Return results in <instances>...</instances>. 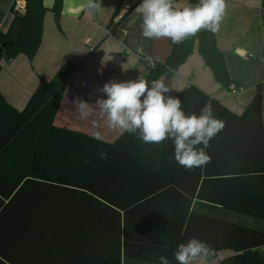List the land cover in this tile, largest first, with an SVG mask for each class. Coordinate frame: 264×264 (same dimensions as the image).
<instances>
[{"label": "trees", "instance_id": "obj_1", "mask_svg": "<svg viewBox=\"0 0 264 264\" xmlns=\"http://www.w3.org/2000/svg\"><path fill=\"white\" fill-rule=\"evenodd\" d=\"M122 1H117L107 24L108 33L117 38L120 21L139 2L124 5ZM188 2L195 5L197 0ZM63 4L64 0L52 2L50 10L56 21ZM261 5L264 7V0ZM46 9L44 0H25V11L13 12L7 29H0V70L2 61L20 54L32 60L40 46ZM195 41L214 79L228 87L230 78L215 33L204 30L181 44L169 41L165 61L150 66L142 79L151 83L175 70L192 53ZM262 50L264 55V44ZM78 66L65 61L51 78L38 75L36 87L21 110L0 92V264H124L126 259L158 264L160 256L176 264L173 253L177 247H173L172 240L175 235L187 237L191 215L175 213L170 207L167 212L171 216L158 219L157 199L160 195L171 196L173 189L129 185L161 176L148 172L149 162L134 153L133 145L123 142L127 133L109 143L53 124L67 82ZM174 96L184 101L183 111L188 106L186 114H192L193 109L199 114L200 105L203 108L207 104L215 118L222 113L234 118L244 127L248 139L257 140V147L251 143L246 146L255 148L252 158H263L262 167L254 169L264 170V81L256 86L240 115L196 86ZM255 176L243 175L242 181H252ZM213 196V203L262 217L264 222V204L262 210H257L224 201L219 193ZM185 220L188 226L180 235ZM209 224L211 235L201 234L197 239L206 242L209 252L231 251L219 264H264V223L262 228H253L213 217L207 227Z\"/></svg>", "mask_w": 264, "mask_h": 264}, {"label": "crops", "instance_id": "obj_2", "mask_svg": "<svg viewBox=\"0 0 264 264\" xmlns=\"http://www.w3.org/2000/svg\"><path fill=\"white\" fill-rule=\"evenodd\" d=\"M117 1L99 0L100 7L90 12L92 19L97 21L102 14H96L104 10V19L97 22L96 28L86 18H82L87 0H64L58 21H52V17L45 11L40 46L32 60L20 54L6 63L5 60L1 63L0 92L4 98L13 107L21 110L36 87L38 75L50 78L63 62L78 63V68L67 82L53 124L85 132L109 143L115 142L121 136L119 129L108 128L105 120L96 111L87 120H81L76 102L84 100L94 108L95 100L104 98L100 90L106 82L142 79L150 68V60L155 64L164 62L170 52L168 39L148 40L141 36V21L135 11L140 0L133 11L120 21L119 38L109 34L107 24ZM134 1L122 2L130 5ZM261 1L225 0V14L219 30L215 32L216 45L224 56L230 83L242 86V91L233 92L214 79L211 69L197 51V41L185 62L175 70L162 74L157 80H163L168 85L171 95L189 86H196L230 112L240 115L255 94L256 86L264 81V13ZM52 2L53 0H44V5L50 8ZM9 3L10 0L7 5ZM188 4V0H181L178 6L173 4V7L182 8ZM5 17L0 20L1 30L7 29L3 28ZM11 18L9 17V23ZM104 25L106 28L103 30ZM99 80L100 84H95L94 81ZM199 108L201 111L202 105ZM192 113L198 114V109H193ZM217 119L223 121L224 127L209 141L206 149L209 162L198 168L186 169L179 165L173 158V145L170 141L145 144L134 134L123 137L124 143L133 145L134 153L149 162L146 170L158 172L161 176L156 180H142L129 185L173 189L171 196L158 197L157 206L160 210H157L156 218L163 220L170 217L167 212L170 207L175 213L186 212L191 215L188 227L191 228L187 237L182 239L173 235V247L201 234L204 237L210 236L211 228L210 224L207 227V221L213 217L229 220V213L242 215L240 220L247 222L249 227H263L262 217L235 212L211 200L215 193H219L224 201L242 203L241 205L257 210H262L264 204V194L261 195L264 170L254 169L256 166L262 167L263 158H252L255 148L246 146L251 143L257 147V140L253 141L254 137L248 139L244 127L235 123L234 118L222 113ZM129 159L128 157L127 160ZM132 163L135 165L136 161L132 160ZM243 175L257 176L252 181H246L245 178L242 181ZM262 192L264 193V189ZM232 220L236 222V217L230 219ZM175 226L178 228V224ZM187 226L185 220L180 235H183ZM230 254L229 250L209 252L204 260L197 259L191 264H219L222 257ZM124 264L156 263L126 259Z\"/></svg>", "mask_w": 264, "mask_h": 264}, {"label": "clouds", "instance_id": "obj_3", "mask_svg": "<svg viewBox=\"0 0 264 264\" xmlns=\"http://www.w3.org/2000/svg\"><path fill=\"white\" fill-rule=\"evenodd\" d=\"M99 7V0H87L84 5L89 12ZM135 11L143 38H166L177 45L201 30L217 32L225 14V0H197L195 5L182 8L173 7V0H140ZM100 91L104 98H97L94 108L84 100L76 102L81 120H87L96 111L108 128L119 129L121 135L134 134L145 144L170 141L173 158L186 169L203 167L209 162V141L224 127L223 121L213 116L210 105L206 104L198 115L186 114L181 99L170 94L163 80L109 81ZM208 254L206 242L193 237L177 246L173 258L176 264H191L204 260ZM158 264L171 262L160 256Z\"/></svg>", "mask_w": 264, "mask_h": 264}, {"label": "rangeland", "instance_id": "obj_4", "mask_svg": "<svg viewBox=\"0 0 264 264\" xmlns=\"http://www.w3.org/2000/svg\"><path fill=\"white\" fill-rule=\"evenodd\" d=\"M12 1L13 0H10V3L7 5L8 0H0V20H2L4 16H6L5 17V20H4L5 22H4V27L3 28H7L8 24H9V20H10L9 17L11 18L13 16L14 10H10V5L12 4ZM180 1L181 0H173L174 6H178V4H180ZM105 3H106V1H105ZM103 12H104V10L102 9V13H100V14L97 13L96 16L101 15V14L103 15ZM46 13L48 15H50V17H52V21H55L56 20L55 15H54L53 11L50 10V8H47L46 9ZM102 15H101V17L98 16V20L97 21H94L92 19L91 15H90V12L87 11V10H85L83 12V14H82V18H86L88 20V22H90L91 24H93L94 27L96 28L97 27V22H101V20L104 19ZM58 20H59V18H58ZM102 28L104 30L106 28V26L104 25ZM4 63H6V61H4ZM94 78H95V76H93L92 79H94ZM94 82H95V84H98V85L100 84V80L99 81H94ZM232 214H234V213H229L227 217H229L230 219L236 217V222L237 223L243 224V225H248L247 222H244L243 220H240V218H243L242 215H240V214L232 215ZM263 255H264V252H263Z\"/></svg>", "mask_w": 264, "mask_h": 264}, {"label": "built area", "instance_id": "obj_5", "mask_svg": "<svg viewBox=\"0 0 264 264\" xmlns=\"http://www.w3.org/2000/svg\"><path fill=\"white\" fill-rule=\"evenodd\" d=\"M12 10H14V12L22 14L25 11V0H13L12 1ZM262 12L264 13V7H262ZM0 28H1V23H0ZM149 66H153L155 65L154 61L150 60L148 62ZM228 89L235 92V91H242L243 87L236 85L234 83H230L228 86ZM263 251H264V247H262Z\"/></svg>", "mask_w": 264, "mask_h": 264}]
</instances>
